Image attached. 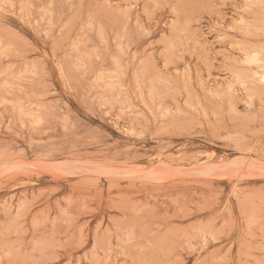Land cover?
Here are the masks:
<instances>
[{
    "label": "rangeland",
    "instance_id": "1",
    "mask_svg": "<svg viewBox=\"0 0 264 264\" xmlns=\"http://www.w3.org/2000/svg\"><path fill=\"white\" fill-rule=\"evenodd\" d=\"M0 264H264V0H0Z\"/></svg>",
    "mask_w": 264,
    "mask_h": 264
},
{
    "label": "bare ground",
    "instance_id": "2",
    "mask_svg": "<svg viewBox=\"0 0 264 264\" xmlns=\"http://www.w3.org/2000/svg\"><path fill=\"white\" fill-rule=\"evenodd\" d=\"M232 44V43H231ZM246 100V99H245Z\"/></svg>",
    "mask_w": 264,
    "mask_h": 264
}]
</instances>
